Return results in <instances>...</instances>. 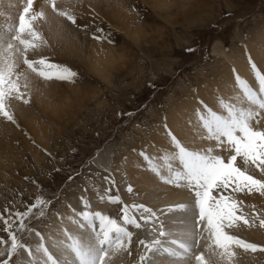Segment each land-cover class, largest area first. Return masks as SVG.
Returning <instances> with one entry per match:
<instances>
[{"label": "rangeland", "instance_id": "374dc122", "mask_svg": "<svg viewBox=\"0 0 264 264\" xmlns=\"http://www.w3.org/2000/svg\"><path fill=\"white\" fill-rule=\"evenodd\" d=\"M105 2L57 0V9L71 10L74 24L45 2L40 8L45 18L34 23L46 45L30 51L28 59L47 57L71 69L75 78L45 80L18 59L19 67L25 66L19 72H29L33 87L30 101L24 96L9 100L13 121L0 116V127L11 128L4 127L9 135L0 131L4 142L0 148V239L4 241L0 243V264H19L22 257V248L10 254V232L24 249L29 248L32 232L43 230L79 185L87 190L103 184L113 196L119 188L126 192L132 189L135 176L126 168L129 162L148 178L151 172L163 181L153 165L162 168V175L167 169L165 164H154V153L174 136L169 127H177L175 137L184 145H188L185 138L195 135V140L206 134L202 128L203 132L188 128L191 121L183 112H203L207 105L223 113L219 86L226 76L236 80L237 65L246 63L253 79L252 63L264 73V0H113L118 4L112 8ZM25 5L26 0H0V27L17 25ZM114 6L123 11V23L111 16ZM40 9L34 0L32 10ZM48 17L59 18V22ZM57 23L66 41L55 40ZM39 78L45 85L32 84ZM23 80L21 76L20 82ZM255 87L258 90L259 84ZM39 88L46 90L41 94L47 95L45 104L36 100ZM12 100L17 106H30L38 131L23 130ZM185 117L186 124L180 121ZM11 137H16L15 142ZM107 150L115 158L114 174L94 160ZM129 192L136 196L133 189ZM254 211L243 210L250 219L264 215L263 206L261 212ZM16 213L27 215L18 217ZM5 220L11 224L10 231ZM21 220L23 228L19 227ZM260 259L264 252L258 258L264 264Z\"/></svg>", "mask_w": 264, "mask_h": 264}, {"label": "snow or ice", "instance_id": "6c2138e0", "mask_svg": "<svg viewBox=\"0 0 264 264\" xmlns=\"http://www.w3.org/2000/svg\"><path fill=\"white\" fill-rule=\"evenodd\" d=\"M46 2L60 16L66 17L73 24L76 22L70 9H57V0ZM33 4L34 0H26V5L19 16V23L0 30V116L9 121L14 120L9 100L12 97L22 99L24 93L21 92V87H28L27 77L17 71L18 59L22 58L32 73L45 80H71L76 77V73L71 69L52 63L47 57L28 59L30 51L46 45L42 33L34 27L35 21L45 18V13L43 9L33 11ZM251 66L259 83V91L243 78L236 77L248 107L221 98L218 103L223 113L207 105L204 106L205 111L197 112V119L206 133L201 139L214 140L217 149L223 148L232 154L226 158L212 147L193 150L175 136H171L176 151L163 158L167 161L165 165L167 174L162 175L161 169L153 165V170L165 183L187 187L194 193L191 226L185 225L184 230L177 233L165 231L164 223L159 221L156 212L142 204H124L119 219L99 211L84 212L81 215L87 221V225L81 223L80 228L87 227L88 231L79 235H68L69 243L66 247L73 257L72 264H112L113 258L117 255L124 253L131 255L133 232L129 230L130 225L140 229L151 224V233L157 238L138 240V244L146 253L161 251L162 242L158 237H167L170 246L163 249L165 253L183 259L194 252L200 240H205L209 255L206 258L204 251L195 255L197 264H213L212 255L218 256L225 264H232L236 256L235 248L243 249L245 252H264V246L241 239L230 232L238 228L241 221L244 226L253 227L256 226L258 219L259 226L264 227V218L258 216L252 217L251 220L246 218L243 202L236 198V194L264 195V179H257L249 174V166L264 173V129L256 126L259 124L261 112L264 111V73L255 63ZM21 76H24L25 80L23 85L20 82ZM238 158L243 161V168L237 164ZM173 161H178L180 167H174ZM131 190L129 187L128 191ZM108 201L114 204L122 203L119 195L109 196ZM186 207L185 204L177 206L178 209ZM28 211L30 212L31 208ZM16 215L23 217L27 213ZM4 222L6 230L10 231L11 224L7 220ZM19 227H24L22 220ZM10 241V254L24 247L11 232ZM0 243L4 241L0 239ZM43 251L51 264H61L46 247ZM147 259L146 255H140L138 264H146ZM63 264H67V261Z\"/></svg>", "mask_w": 264, "mask_h": 264}, {"label": "bare ground", "instance_id": "6f19581e", "mask_svg": "<svg viewBox=\"0 0 264 264\" xmlns=\"http://www.w3.org/2000/svg\"><path fill=\"white\" fill-rule=\"evenodd\" d=\"M1 2H5V0H1ZM45 2H46L45 0H35V4L39 7V9L42 8L43 3L45 4ZM108 2L111 5H109ZM95 3H96V5L98 4L97 0H95ZM107 3H108V6H107ZM103 4H105L107 6V8H109L110 6L112 8L113 4L117 5L118 3L117 4L115 2L113 3V0H107V2H105ZM168 7H170V6H168ZM114 8H115V11H114ZM114 8H113V12H112L111 16L115 15L114 18L116 17V19L121 20L123 23V20L125 18H123V17L121 18L122 15H120V13L122 14L123 11L121 12L120 11L121 9L116 10L115 6H114ZM47 19H50V20L54 21V23H56L59 18L55 19V17H48ZM0 26H1V22H0ZM2 26L3 27H0V30L6 29V27H8V24L5 26L4 25H2ZM56 29H57V31L54 32L55 40L56 41H60V39L64 40L66 37H65V34H63L64 31H63V33L61 31L60 24L57 23ZM64 41H66V40H64ZM60 44H61V42H60ZM60 46H62V45H60ZM17 63H19V62L17 61ZM234 65H237V64L234 63ZM19 66L20 65H18V68H17L18 72H19V68L25 67L23 65H21V67H19ZM237 66L239 67V68H237V73H238L239 77L246 80L254 89H256L255 85L259 84V83L257 81V78L253 79V75L250 73V71H249L250 69L248 68L247 64L243 63V64H240ZM21 70L23 71L22 68H21ZM25 71L27 72V70H25ZM28 73L29 72H27L24 75L27 77L28 87L27 88L21 87L22 88L21 90L24 93V97L26 99H29V101H30L29 92L31 93L33 86L31 85V82H30L31 81L30 74H28ZM226 77H227V80L225 79V81L222 82V85L219 86V88H221V89H219V91L221 92L220 94H222L221 96L223 98L227 99L228 100V101L226 100L227 102H231L233 104H238V105H242L244 107H248V102L244 98V95H243L240 87L238 86L237 81L234 80V78H231L230 76H226ZM36 82L39 84L44 83V81L39 78L36 81L33 80L32 84L36 85ZM24 83H25V80H23L21 82V85H23ZM43 85H45V84H43ZM41 88L38 89L36 100H38L39 103L42 102V104H43L45 94H43V95H41V94L43 91H46V90H44V88L43 89H41ZM257 91H259V89ZM46 96H45V98H46ZM13 102H14L13 105L16 107V111H17L16 113H18V116L20 117V120L22 121L21 124H22L23 130L24 129L27 131L30 130L31 132L34 130L36 131L39 127H37V128L35 127V123H37V121L35 122V119L32 120V117L30 115L31 113L29 112L30 106H28L26 104H24V105L21 104L20 106H17L15 104V101H13ZM196 105L198 106V104H196ZM219 106H220V104H219ZM219 108H221V106ZM184 111H186V110H184ZM263 114H264V112H263ZM183 115H186L187 117L190 118L189 120L191 122H190V126L189 125L187 126L188 128H190V129L191 128L192 129L197 128V130H195V131L201 130L200 128H202V127L200 126V122H198L196 111L192 110L191 114H186L183 112ZM182 117H184V116H182ZM185 120H186V117H185V119L182 118L180 121H182L186 124ZM256 126L261 128V129H264V118L260 119L259 124ZM4 127H6V126H3L2 128L0 127V131L2 129L3 133H5L6 135H9L10 134V133L8 134L9 131L8 132L6 131L7 127H9V126H7L6 129ZM174 128L176 129L177 127H175V126L169 127V131L174 136L177 137V131ZM9 129H11V128H8L7 130H9ZM195 131L193 132V134H196ZM201 131L203 132V130H201ZM189 133H191V132H189ZM16 136L19 137V135H16ZM194 136L195 135H193L192 137L194 138ZM192 137L191 138H185V141L188 144L185 146L190 148V149L204 150L206 148L212 147L219 154L225 156L226 158L232 154L228 151H225L223 148L217 149L216 148V141H214V140H207V139L203 140V139H201V136H196L195 137L196 139L194 140ZM15 138L16 137H14V138L11 137L10 141L15 142ZM163 140H166V139H163ZM167 140L169 143L167 142L165 147H163V146L160 148L158 147L155 150L154 164L160 165V163H161V164L166 165L167 161H164L163 158L166 155H170L171 153L175 152L176 148H175V145L173 144V141L171 140V138H169ZM5 141H6V139H5ZM7 141H9L8 138H7ZM2 144L4 145V142L0 141V148H1ZM6 145H7V143L5 144V146ZM171 147L174 150L172 152H171V150H172ZM161 148H163V149H161ZM94 160L98 164H101L105 168L109 169L114 174V172H115L114 165L116 163H115V158H114L111 150L99 152L94 157ZM1 163H2V160H0V164ZM172 163H173L174 167H177V168L180 167L178 161H173ZM237 163H239L242 166V168L244 167L243 161L240 160L239 158L237 160ZM131 166L132 165L129 162V164H127L126 168L129 167L131 169V171H133L135 174L134 179L132 180L133 185H131L133 191H135V193H136L135 197H131L132 194L129 191L125 192L119 188L118 189V195H119L122 203H115L114 204V203H110L108 201V197L113 196V195L109 194L108 191L105 190V187L103 184H98V185H95L91 188L89 187V188H87V190L83 189V186L79 185L78 191L74 192V194H72V195L65 197L64 205L59 209V211L54 212L52 214L51 222L49 224H47L43 228V230L32 232V234L30 233L32 238H33V243L31 244V246L29 248L26 247L27 249L22 248L20 250V254L22 257L19 260V262H20L19 264H51V262L48 261V258L43 251V248H45V247L48 249V251L50 253H52V255L58 261L61 262V264H63L64 261H67V264H72L73 257L66 247V245L69 243L68 235H70V234L71 235H79L82 232L88 231L87 227H85L84 229L80 228L81 223L87 225V221H85L81 215V213H84V212L99 211V212L105 213L109 216H113V217H116L119 219L121 217V215L119 216V213H121V209H122L124 204H127V205H133V204L141 205L142 204L146 207L152 208L153 211L156 212L157 216L159 217V221H162L164 223L165 231L177 233V232L183 231L185 225L190 227L191 222H192V215H193V207L192 206L195 203L194 193L187 187H177L175 184L165 183L164 180L159 182V180L156 179V177L153 174H151V172H149L150 174H148V175H150V176L148 178L147 174L144 173L145 172L144 170L139 169V168L135 169L134 167H131ZM162 166H164V165H162ZM121 168H123V167H121ZM124 169H125V167H124ZM161 174H163L162 171H161ZM166 174H167V172L165 173V175ZM249 174L255 176L257 179H264V173L257 171L254 167H251V166H249ZM130 178H132V177H130ZM236 198L238 200L242 201L243 206L249 210L253 209V211H254V209H255L256 211H260L261 207L262 206L264 207V195H261L259 193L236 194ZM180 204H185V205H187V207L185 209H178L177 206ZM169 209H171V211H169ZM44 214H45V212H42L39 215L40 218H42V216ZM137 218H139V214H137ZM246 218L250 219V217H248V216H246ZM260 218H264V215L260 216ZM256 224L257 225L253 226V227H246L243 225V222L241 221L240 226L238 228L230 230V232L233 235L239 236L241 239H244L246 241L253 242V243H258V244L264 246V227H260L259 223H257V222H256ZM129 230L133 232L132 244H131V248H130L131 255H128L127 253H124L123 255H117L116 257L113 258L112 264H138L140 255H146V257L148 258L146 261V264H197V262L194 259L195 255L199 254L201 251L205 252L206 258L209 255L207 253L206 247H205L206 241L200 240L199 246L194 250L193 253H190L186 258L181 259L178 257H172V256L166 254L165 251L163 250L164 248H168L170 246L169 243L167 242L169 239L167 237H158L159 239H161V242H162L161 251L146 253L144 248L138 244V240L139 239L151 240L153 238H157V237H154L153 234L151 233V224H149L147 227H141L140 229H136L130 225ZM234 251L236 253V256H235L232 264H259L258 258L261 256L260 251H257L255 253H253L251 251L245 252L243 249H240V248H235ZM211 260H212L213 264H225V261L221 260L218 256H215V255L211 256ZM260 260H262V259H260Z\"/></svg>", "mask_w": 264, "mask_h": 264}]
</instances>
